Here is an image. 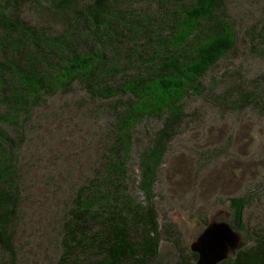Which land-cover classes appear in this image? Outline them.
I'll return each instance as SVG.
<instances>
[{
	"label": "trees",
	"instance_id": "obj_1",
	"mask_svg": "<svg viewBox=\"0 0 264 264\" xmlns=\"http://www.w3.org/2000/svg\"><path fill=\"white\" fill-rule=\"evenodd\" d=\"M144 2L0 0L3 254H13L10 228L21 195L18 152L32 111L76 84L91 100L106 104L110 143L90 185L77 190L67 212L59 264H160L162 229L153 204L157 172L183 122L184 100L203 95L202 78L233 49L236 35L222 12L223 0ZM26 8L44 21L26 20ZM249 34L264 56V18L261 30ZM236 85L224 94L211 88L212 99L217 105L232 98L236 107H260L252 90ZM145 120H158L159 128L138 154L137 188L143 200L137 202L125 179L133 131ZM247 204L246 197L229 199L231 228L242 229ZM173 243L179 248L177 239ZM196 260L195 253H180L175 264ZM220 264H264V232Z\"/></svg>",
	"mask_w": 264,
	"mask_h": 264
},
{
	"label": "rangeland",
	"instance_id": "obj_2",
	"mask_svg": "<svg viewBox=\"0 0 264 264\" xmlns=\"http://www.w3.org/2000/svg\"><path fill=\"white\" fill-rule=\"evenodd\" d=\"M222 12L236 43L202 78L203 95L184 100L183 122L157 172L153 204L162 229L160 264H175L180 253L190 252L209 220L233 226L230 198H248L242 229L231 228L240 236L239 250L264 232V56L256 52L249 34L262 28L264 0H223ZM23 17L32 23L45 19L28 8ZM236 83L254 92L259 108L236 107L232 98L217 105L210 89L218 87L215 94H224ZM104 104L74 84L32 111L18 152L21 195L10 228L13 254L0 251V264H59L67 212L77 190L90 185L110 143L111 118ZM158 128V120H145L133 131L125 184L137 202L143 200L137 188L138 154Z\"/></svg>",
	"mask_w": 264,
	"mask_h": 264
},
{
	"label": "water",
	"instance_id": "obj_3",
	"mask_svg": "<svg viewBox=\"0 0 264 264\" xmlns=\"http://www.w3.org/2000/svg\"><path fill=\"white\" fill-rule=\"evenodd\" d=\"M239 241V234L227 223L209 220L189 250L197 255L195 264H220L239 250Z\"/></svg>",
	"mask_w": 264,
	"mask_h": 264
}]
</instances>
